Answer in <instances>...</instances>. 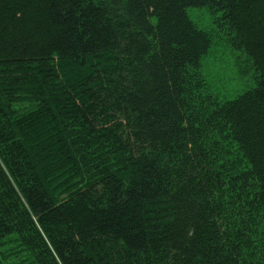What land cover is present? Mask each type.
<instances>
[{
  "label": "trees",
  "instance_id": "obj_1",
  "mask_svg": "<svg viewBox=\"0 0 264 264\" xmlns=\"http://www.w3.org/2000/svg\"><path fill=\"white\" fill-rule=\"evenodd\" d=\"M0 264H264V0H0Z\"/></svg>",
  "mask_w": 264,
  "mask_h": 264
},
{
  "label": "rangeland",
  "instance_id": "obj_2",
  "mask_svg": "<svg viewBox=\"0 0 264 264\" xmlns=\"http://www.w3.org/2000/svg\"><path fill=\"white\" fill-rule=\"evenodd\" d=\"M193 14H199L198 19H192L201 29L208 31L211 34L213 39V52H217L218 54H231L230 49L228 48V44L226 39L228 36L226 35V31H222L220 29L219 20L217 19L219 15H213L208 13L205 9H191ZM210 56V55H209ZM225 61L227 58L224 57ZM208 64V61H206ZM228 72L231 75H236L237 69L236 65L232 64V67L228 68ZM244 78L240 75V78L236 81H233L232 85L228 86L224 95L231 93V89L236 83H243Z\"/></svg>",
  "mask_w": 264,
  "mask_h": 264
}]
</instances>
